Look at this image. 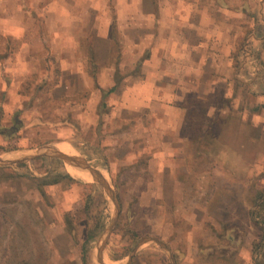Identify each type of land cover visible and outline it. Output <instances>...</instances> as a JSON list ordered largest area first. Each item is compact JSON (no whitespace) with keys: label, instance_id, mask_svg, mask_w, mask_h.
Returning <instances> with one entry per match:
<instances>
[{"label":"rangeland","instance_id":"1","mask_svg":"<svg viewBox=\"0 0 264 264\" xmlns=\"http://www.w3.org/2000/svg\"><path fill=\"white\" fill-rule=\"evenodd\" d=\"M201 2L214 12L245 7L235 20L237 39L246 51L259 48L244 33L251 21L256 30L261 26L252 17L260 0ZM147 7L153 9L152 1L0 0V145L24 151L64 141L83 149L86 141L103 149L106 163L89 164L103 172L120 204L109 233L92 251L94 264H250L261 234L251 210L256 192L264 189V116L253 107L264 81L247 85L252 96L247 88L238 90L237 104L225 82L211 96L183 97L185 126L174 132L168 128L173 112L161 106L181 97L166 93L144 106L120 90L102 110L100 90L82 76L89 64L71 63L73 57L90 58L94 33L109 30L110 74L117 64L122 89L140 78L143 68H131L135 49L125 46L131 39L125 29L132 23L147 29V16L131 15L132 9L147 14ZM98 49L103 54V44ZM137 49L144 60L145 49ZM27 163L33 178L0 155V264H81L90 224L81 200L89 188L68 164L72 180L63 168L47 170L42 160ZM128 226L137 230L139 247L131 259L114 263L104 240H118Z\"/></svg>","mask_w":264,"mask_h":264},{"label":"crops","instance_id":"2","mask_svg":"<svg viewBox=\"0 0 264 264\" xmlns=\"http://www.w3.org/2000/svg\"><path fill=\"white\" fill-rule=\"evenodd\" d=\"M74 1L76 2L77 0ZM150 1H152L154 10L152 7H147V14H144L141 9H132L131 12V15L138 16L141 12V14L147 16V19L151 21L147 29H143L133 23L131 27L127 26L125 29L126 32H131V39L128 40L129 42L125 46L135 49V52L134 50L131 52V68L141 64L143 74L140 78H134L125 89H122L123 80L121 79L115 90L116 94L121 90L122 96H130L131 99H135L136 102H140L144 106H150L151 102L154 103L157 98L159 100L166 93L181 97V99L179 98L180 103L171 102V104L166 103L161 106L164 112H173L172 116L168 115L170 121L168 128L170 130H177L174 132L180 131L185 126L184 118L187 109L183 106V97L198 96L203 98L209 95L211 96L220 82H225L227 91L230 94L229 96L231 98L233 97L232 102L234 104L240 102L238 100L239 96H237L240 93L238 90L242 91L244 88H247L248 94L252 96L247 85H251L253 80H259V85L264 81V67L259 66L260 59L264 58V0H260L261 4L258 10H256L257 8L255 6V9L252 11V17L261 26L256 30L253 21H251L244 33L247 36L248 42L259 44V48L253 53L246 51L243 46L241 48L239 39L236 36L235 20L241 15L240 11L243 12L245 10V7H241L240 11H220L218 9L219 11L214 12L213 5L211 8L204 7L202 6V0H164L163 3L159 4V8L156 9L157 0ZM217 12H224L226 18L219 20L217 18ZM246 12L248 11L246 10ZM71 29L74 30V27L71 26ZM141 30L146 32L147 35H141ZM87 32L91 33L89 30ZM98 40H102L103 43L97 44ZM100 44H103V54L98 49ZM89 47H93L90 57L93 58V62L97 65L96 67L101 64L103 68L100 71L102 70L108 73L107 80L109 81L106 79L103 81L102 73H98L96 69L98 81L95 87L100 90V88L106 89L114 85V76L117 74L118 65L116 64L112 71L113 73L110 74L113 68L111 64L114 62L110 59L112 54V35L109 37V30H104L99 35L94 33L93 45L89 44ZM137 48L145 49L146 58L144 60L141 59L143 56L139 54L140 52ZM238 52L241 54L238 55ZM100 55H104L103 59ZM89 60V57L87 59L73 57L71 58V63L89 64L87 68L85 66L82 76L85 81L89 80V76L92 84L95 85L90 75L91 67ZM121 63L123 64V59ZM252 65L255 66L257 71L253 69L254 71L250 72ZM241 83L243 84V88L240 87L242 85ZM246 93L244 91L245 96ZM263 96L264 91H258L255 97L258 100L257 103L260 105L259 111L257 112L264 116V110H262L264 109L262 108V106L264 107ZM53 143L51 147H47V145L45 148H41V146H38L37 148H29L24 151H22V148H19L0 155L7 163L15 164L27 163L29 160L33 161L40 157L61 159L63 170L71 176V179L74 178V175L72 171L70 173L67 170V164L77 174L79 181L85 184V187L89 188V191H94L95 194H100L102 191L104 198L109 203L111 220L89 252V260L94 264L91 258L92 251L98 240H103L107 229L118 215L117 211V215L114 217V213L117 210L116 205L107 188L101 183L102 181L108 185V180L103 172L92 168L89 164L90 161L81 157V153L73 145V142L69 145L64 141ZM64 144H67L68 147L64 146ZM15 152H20V154L12 155ZM84 197L85 195L83 196V200H81V211L85 218L88 219L84 211ZM116 200L119 207L120 202L117 197ZM72 216L73 214L71 213V219H73ZM109 238L110 235L109 237L107 235L104 240L105 246H107ZM139 243L140 240L135 248L139 247ZM137 248L135 250L133 249L126 257L131 259L136 254ZM79 256L81 260V245ZM121 260L111 261L117 263Z\"/></svg>","mask_w":264,"mask_h":264},{"label":"trees","instance_id":"3","mask_svg":"<svg viewBox=\"0 0 264 264\" xmlns=\"http://www.w3.org/2000/svg\"><path fill=\"white\" fill-rule=\"evenodd\" d=\"M91 71L90 75L94 82L97 84V75L96 69L97 65L93 62V58L90 57L89 60ZM114 85L101 89V98H100V108L103 110L107 106V98L113 93L119 82L120 78L117 74L114 76ZM260 105H257L254 108L255 111L259 110ZM262 108H264L262 106ZM81 153V155L87 160L92 162V160H100L106 163V155L103 152V149L98 145H91L86 141L83 144V149L76 144H73ZM85 145V147H84ZM40 146V145H39ZM19 149L16 147H8L0 145V154L8 152L10 150ZM44 162L43 164L46 166L47 170L53 171L54 168L59 169L63 168V163L61 159L58 158H50V157H41L32 161L33 165L36 166L37 162ZM98 162V161H97ZM15 167H18L20 172L25 174L27 177L33 178V174L29 170L28 163H17ZM64 176L69 178L70 175L68 173H64ZM63 176V177H64ZM72 180V179H71ZM55 182L52 180L50 183L46 184H54ZM85 186V185H84ZM116 191L118 192V185L116 184ZM97 200H99L97 202ZM118 200L120 201V196L118 195ZM84 211L85 215L89 220V227L86 230L84 240L81 244V261L82 264H92L89 260V252L94 246L100 234L107 228L110 223V207L108 201L104 198L103 193L96 196L94 191L86 192L84 197ZM252 221L256 226L260 229V237L259 240L253 243L252 253H251V262L250 264H264V189H260L256 192L254 196V209L251 210ZM132 219H128V221ZM140 240V236L137 233V230L131 226H128L120 235L119 239L116 240L114 235H111L109 241L107 242V253L111 260H121L128 256L130 252L135 248L137 243ZM19 264H31L27 261H22Z\"/></svg>","mask_w":264,"mask_h":264},{"label":"water","instance_id":"4","mask_svg":"<svg viewBox=\"0 0 264 264\" xmlns=\"http://www.w3.org/2000/svg\"><path fill=\"white\" fill-rule=\"evenodd\" d=\"M101 183L104 185L105 188H107V190H108V192H109L111 198L113 199V201H114V203H115V205H116V208H117V207H118L117 200H116V197H115L113 191H111L110 186L107 185V183H105V182H102V181H101ZM111 224H112V223H111ZM111 224H110L109 228L107 229V232H108V233H109V231H110ZM136 248H137V247H136ZM136 248H135V249H136ZM135 249H134V250H135Z\"/></svg>","mask_w":264,"mask_h":264}]
</instances>
